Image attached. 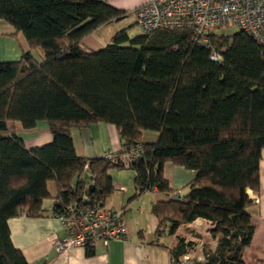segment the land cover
Returning <instances> with one entry per match:
<instances>
[{"label":"trees","instance_id":"obj_1","mask_svg":"<svg viewBox=\"0 0 264 264\" xmlns=\"http://www.w3.org/2000/svg\"><path fill=\"white\" fill-rule=\"evenodd\" d=\"M126 17L101 0H0V20L29 48L18 60L0 62V264H28L8 221L22 213L41 217L48 182L57 189L54 214L69 204L104 206L114 190L111 170L135 173L131 200L153 190L166 197L151 207L157 236L163 223L169 235L198 219L210 225L217 243L213 251L201 246L204 261L183 262L195 245L176 236L171 264H244L255 203L247 192L259 191L264 149V46L242 31L211 35L202 46L188 30L129 37L122 29L98 51L81 49L100 26ZM39 122L52 141L34 149L8 128ZM97 123L112 125L123 148L139 144L140 157H78L71 130ZM143 132L156 133V141L141 143ZM167 164L194 178L171 189L163 177ZM95 245L84 247L87 257Z\"/></svg>","mask_w":264,"mask_h":264},{"label":"crops","instance_id":"obj_2","mask_svg":"<svg viewBox=\"0 0 264 264\" xmlns=\"http://www.w3.org/2000/svg\"><path fill=\"white\" fill-rule=\"evenodd\" d=\"M101 1L116 10L124 11L127 17L120 22L102 25L91 35L85 37L80 43L81 49L85 52H95L104 48L118 32L108 33L109 30L106 29L112 25H122L129 18L133 19L132 12L136 8L153 0ZM101 31L106 37L101 35ZM14 35L15 30L0 20V62L18 60L22 51L29 50L22 34L19 33L16 37ZM35 52L32 51V54ZM38 56L41 58L40 55ZM8 128L23 140L27 149L39 148L52 141L45 122L37 123L33 129H23L19 123H9ZM71 139L75 153L80 158H101L108 152L123 148V142L116 129L105 123H97L80 129L73 128ZM156 139V133L143 132L140 142L154 143ZM258 170L259 191L247 192L249 198H257L258 203L252 204L248 209L253 236L249 246L242 253L244 264H264V149L261 151ZM130 173V182L127 183L118 178L119 176L115 179L109 174L114 190L104 203L105 208L122 214L125 223L123 239L112 240L107 245L96 244L91 257L86 256L85 248L79 247L57 252L55 245L66 237V232L53 213V202L57 196L56 186L53 182H48L47 191L50 199L42 202L41 217L30 219L22 213L19 217L8 221L10 238L14 247L21 252L28 264H171L169 249L173 246L175 237L182 236L187 242L193 243L196 250L184 256V261L203 262L201 246L204 245L202 241L209 235V230L207 232L206 228L210 229V225L198 219L192 224L180 227L174 235H169L165 228L160 227V234L157 236L156 230L159 224L151 213V207L156 202L166 200V197L153 190L131 200L135 194L133 186L135 173L133 171ZM163 177L168 181L171 189L178 191L194 178V172L167 164ZM186 228L188 232H185ZM207 245L212 251L216 247L212 238ZM192 259L195 260L192 261Z\"/></svg>","mask_w":264,"mask_h":264},{"label":"built area","instance_id":"obj_3","mask_svg":"<svg viewBox=\"0 0 264 264\" xmlns=\"http://www.w3.org/2000/svg\"><path fill=\"white\" fill-rule=\"evenodd\" d=\"M132 16L146 36L159 30H188L195 42L209 46L211 35L236 28L264 46V0H153L136 8ZM218 58L217 54H211L212 60ZM141 154V146L137 144L108 152L104 158L126 162L138 159ZM253 200L258 203L257 198ZM55 216L66 232V237L55 245L57 252L88 244L107 245L125 235L122 214L98 204L93 207L69 204Z\"/></svg>","mask_w":264,"mask_h":264},{"label":"rangeland","instance_id":"obj_4","mask_svg":"<svg viewBox=\"0 0 264 264\" xmlns=\"http://www.w3.org/2000/svg\"><path fill=\"white\" fill-rule=\"evenodd\" d=\"M133 24H134V20L132 18H129V20L126 21L125 23H123L122 25H112L110 28H108L106 30H109L108 33H110L111 31H119L120 29L126 27L127 33L129 35V37H134V36H137V35L142 34L141 31H140V29L136 25H133ZM237 32H238V30L236 28H228V29H225V30H219V31L216 32V34L217 35H220V36H231V35L236 34ZM115 33L116 32H114V34ZM101 35L103 37H106L105 33H102V31H101ZM34 54H35L36 57H38V53L37 52H35ZM9 61H12V60H9ZM130 172H131V170H124V171L111 170V171H109V174L112 176V178H115V179H116V176H119L118 178H121L122 180H124V182L127 183V182H130V176H131V173ZM114 173H115V175H112ZM182 193L185 194L186 191H183ZM169 226H170L169 223H163V228H165L166 230H168ZM207 230H209V227L206 228V231ZM185 232H188V229L187 228H186ZM210 239H211V236L209 234L205 238V240H203L202 242L204 244H207L210 241ZM216 243H217V241L215 239L214 240V244H216ZM193 251L194 252L196 251L195 248L193 249ZM193 260H195V259H192V261ZM182 261L185 262L184 261V258H182Z\"/></svg>","mask_w":264,"mask_h":264},{"label":"water","instance_id":"obj_5","mask_svg":"<svg viewBox=\"0 0 264 264\" xmlns=\"http://www.w3.org/2000/svg\"><path fill=\"white\" fill-rule=\"evenodd\" d=\"M93 189H94V186H93L92 184L88 186V190H89L90 192H92Z\"/></svg>","mask_w":264,"mask_h":264}]
</instances>
